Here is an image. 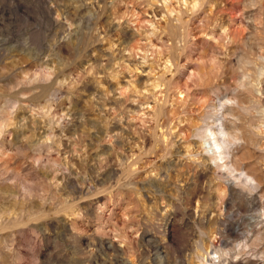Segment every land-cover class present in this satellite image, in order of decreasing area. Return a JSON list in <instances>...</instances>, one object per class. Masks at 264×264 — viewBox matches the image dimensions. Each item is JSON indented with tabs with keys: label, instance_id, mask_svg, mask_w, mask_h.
Masks as SVG:
<instances>
[{
	"label": "rangeland",
	"instance_id": "obj_1",
	"mask_svg": "<svg viewBox=\"0 0 264 264\" xmlns=\"http://www.w3.org/2000/svg\"><path fill=\"white\" fill-rule=\"evenodd\" d=\"M0 264H264V0H0Z\"/></svg>",
	"mask_w": 264,
	"mask_h": 264
},
{
	"label": "bare ground",
	"instance_id": "obj_2",
	"mask_svg": "<svg viewBox=\"0 0 264 264\" xmlns=\"http://www.w3.org/2000/svg\"><path fill=\"white\" fill-rule=\"evenodd\" d=\"M224 125V124H223ZM223 128H225V127H223ZM223 130V129H222ZM217 131V130H216ZM208 132H209V134L211 133V136L213 137V141L215 142L214 143V145H215V147H216V149H217V151H218V153L220 154V155H222L224 152H222V150H223V144H221L220 143V141H219V139L216 137L217 135H216V133H218V132H214V131H212L211 129L210 130H208ZM222 132V131H221ZM223 133H225L224 131H223ZM206 135V134H205ZM213 150V149H212ZM213 152H214V150H213ZM214 154H216L215 152H214ZM215 156V155H214Z\"/></svg>",
	"mask_w": 264,
	"mask_h": 264
}]
</instances>
